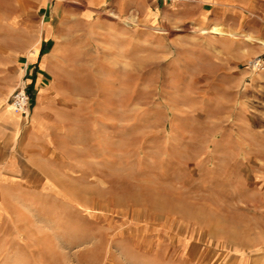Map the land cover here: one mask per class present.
Listing matches in <instances>:
<instances>
[{"label":"rangeland","instance_id":"1","mask_svg":"<svg viewBox=\"0 0 264 264\" xmlns=\"http://www.w3.org/2000/svg\"><path fill=\"white\" fill-rule=\"evenodd\" d=\"M40 4L0 0V62L25 61ZM126 25L100 37L132 45L101 48H130L131 73H84L83 132L55 142L51 185L1 199L0 264H264V81L175 73L170 30Z\"/></svg>","mask_w":264,"mask_h":264},{"label":"crops","instance_id":"2","mask_svg":"<svg viewBox=\"0 0 264 264\" xmlns=\"http://www.w3.org/2000/svg\"><path fill=\"white\" fill-rule=\"evenodd\" d=\"M55 1L41 0L42 18L30 28L31 48L25 61L11 52L0 62V206L5 195L18 197L21 191L51 185L49 175L61 165L56 159L62 152L55 142H77L83 132L84 73H131L130 48L124 60L114 48H101L130 46L131 38H105L101 33L120 35L118 28L131 29L126 23L133 20L147 31L155 19L172 32L163 38V46H171L172 53L164 56H171L175 73L181 68L186 73H235L237 80L253 73L252 80L264 81V70L244 66L249 58L264 54V0ZM91 13L101 19H91ZM10 25L14 30V23ZM211 29L220 33H209ZM185 30L186 36L175 33ZM139 44L146 46V39ZM9 68L18 73H7ZM21 80L31 97L25 115L8 106ZM70 165L65 155L64 169L59 171L68 172Z\"/></svg>","mask_w":264,"mask_h":264},{"label":"built area","instance_id":"3","mask_svg":"<svg viewBox=\"0 0 264 264\" xmlns=\"http://www.w3.org/2000/svg\"><path fill=\"white\" fill-rule=\"evenodd\" d=\"M182 2H194L197 0H177ZM250 69L255 71L264 70V54L258 55L248 61ZM29 98L26 91L23 88L15 89L10 95L9 107L16 113L26 114L28 111Z\"/></svg>","mask_w":264,"mask_h":264},{"label":"bare ground","instance_id":"4","mask_svg":"<svg viewBox=\"0 0 264 264\" xmlns=\"http://www.w3.org/2000/svg\"><path fill=\"white\" fill-rule=\"evenodd\" d=\"M122 20H126V19L124 18V19H122ZM209 33H220V31H219V30H216V29H211V30L209 31ZM80 204H81V203H80ZM3 205H4V204H3ZM6 205H7V204H6ZM6 205H5V206H6ZM8 205H9V204H8ZM8 205H7V206H8ZM7 208H8V207H7ZM7 208H6V209H7ZM8 212H9V211H8ZM10 213H11V212H10ZM55 215H57V214H55ZM12 217H13V216H12ZM13 218H14V217H13ZM54 218H55V217H54ZM9 219H10V218H9ZM18 219H19V217H18ZM29 219H30V218H29ZM22 220H23V219H22ZM50 220H51V219H50ZM26 221H28V220H26ZM51 221H52V220H51ZM14 222H15V221H14ZM22 222H23V221H22ZM26 224H27V223H26ZM27 225H28V224H27ZM27 225H26V226H27ZM29 226H30V225H29ZM31 226H32V225H31ZM16 233H18V232H16ZM18 235H20V234H18ZM35 236H36V235H35ZM40 236H41V235H40ZM27 237H28V236H27ZM31 238H32V237H31ZM43 238H44V237H43ZM43 238H42V240H43ZM33 239H34V238H33ZM33 239H32V241H33ZM39 239H40V238H39ZM20 241H21V240H20ZM27 242H28V241H27ZM22 243H23V242H22ZM24 244H25V243H24ZM26 244H27V243H26ZM20 246H21V245H20ZM20 246H19V249H20ZM3 247H4V246H3ZM21 247H22V246H21ZM25 248H26V247H25ZM25 248H24V249H25ZM19 249H18V251H19ZM22 249H23V248H22ZM24 249H23V250H24ZM21 252H22V251H21ZM21 252H20V253H21ZM17 253H19V252H17ZM20 253H19L18 256H20ZM23 253H25V252H23ZM18 256H17V257H18ZM28 257H29V256H28ZM32 257H33V256H32ZM20 258H22V257H20ZM23 259H24V258H23ZM23 259H22V260H23ZM24 260H25V259H24ZM30 260H31V259H30ZM19 261H21V259H20ZM22 262H23V261H22ZM31 262H32V261H31ZM31 262H30V263H31ZM33 262H34V261H33ZM23 263H26V262L24 261ZM34 263H35V262H34ZM232 263H233V261H232ZM253 263H254V262H253ZM21 264H22V263H21ZM227 264H228V263H227Z\"/></svg>","mask_w":264,"mask_h":264}]
</instances>
